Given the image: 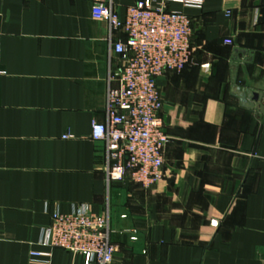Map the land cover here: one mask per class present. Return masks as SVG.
Returning <instances> with one entry per match:
<instances>
[{
	"label": "crops",
	"instance_id": "crops-1",
	"mask_svg": "<svg viewBox=\"0 0 264 264\" xmlns=\"http://www.w3.org/2000/svg\"><path fill=\"white\" fill-rule=\"evenodd\" d=\"M94 1L0 0V264H83L40 245L79 207L108 213L111 264H264V0L168 5L191 21L192 64L157 82L169 143L148 189L107 185L90 136L122 67Z\"/></svg>",
	"mask_w": 264,
	"mask_h": 264
},
{
	"label": "built area",
	"instance_id": "built-area-1",
	"mask_svg": "<svg viewBox=\"0 0 264 264\" xmlns=\"http://www.w3.org/2000/svg\"><path fill=\"white\" fill-rule=\"evenodd\" d=\"M169 4L201 10L204 0H138L126 9L123 20L113 0H95L92 5V18L107 24L110 51L122 63L118 71L108 73L107 120L91 125V139L104 145L107 185L128 181L148 189L162 178L169 137L160 118L157 82L166 73H180L192 64L191 21L169 10ZM114 33L124 35V41L112 43ZM40 245L81 256L83 264H111L116 253L108 213L92 214L87 207L55 213ZM29 256L39 259L49 254L30 252Z\"/></svg>",
	"mask_w": 264,
	"mask_h": 264
}]
</instances>
